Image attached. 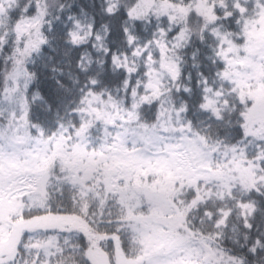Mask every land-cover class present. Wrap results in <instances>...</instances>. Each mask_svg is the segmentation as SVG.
I'll use <instances>...</instances> for the list:
<instances>
[{"label":"snow or ice","instance_id":"obj_1","mask_svg":"<svg viewBox=\"0 0 264 264\" xmlns=\"http://www.w3.org/2000/svg\"><path fill=\"white\" fill-rule=\"evenodd\" d=\"M0 264H264V0H0Z\"/></svg>","mask_w":264,"mask_h":264}]
</instances>
